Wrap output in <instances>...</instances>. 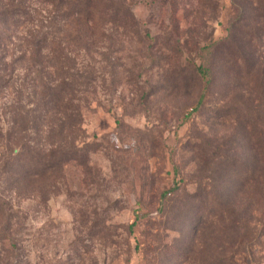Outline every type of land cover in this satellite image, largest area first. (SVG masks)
<instances>
[{
    "label": "rangeland",
    "instance_id": "obj_1",
    "mask_svg": "<svg viewBox=\"0 0 264 264\" xmlns=\"http://www.w3.org/2000/svg\"><path fill=\"white\" fill-rule=\"evenodd\" d=\"M20 1L0 0V264H264V5L89 0L64 21L24 0L31 49Z\"/></svg>",
    "mask_w": 264,
    "mask_h": 264
},
{
    "label": "trees",
    "instance_id": "obj_2",
    "mask_svg": "<svg viewBox=\"0 0 264 264\" xmlns=\"http://www.w3.org/2000/svg\"><path fill=\"white\" fill-rule=\"evenodd\" d=\"M41 3L49 7L50 12L54 13V16L57 18H61L64 21H68V9L71 13H76L77 15H81L83 17L88 16L90 12V1L89 0H39ZM259 5H264V0H258ZM17 8V9H16ZM12 9V10H11ZM17 12L23 18V23L26 22V25L24 28L26 30L24 38L22 40L24 41V44L29 46L31 49H36L40 43H43L46 38L43 41H40V39L37 40V31H35L36 28L42 27L41 25L33 24V21L35 19H32L33 14H31L30 9L28 6H26V2L23 0L22 4L21 1L19 2V6H13V3L11 4L10 8V16L12 13ZM54 21V20H53ZM52 21V22H53ZM47 25V29H49ZM35 52V51H33ZM32 52V54H33ZM241 54V52H240ZM33 57V56H32ZM197 72L201 77V80L204 82V90L205 87H207L210 83L208 70L205 68L198 67ZM48 89V88H47ZM49 90V89H48ZM58 95L56 98L49 100V103L52 102H60L62 104V107L65 108V111L68 110V99L65 98V96L68 95V82L62 81V87L60 88V91L58 92ZM202 96L198 100V105L202 103ZM76 117L74 115L71 116L72 121H77L75 119ZM68 120V118H67ZM56 155L51 154L48 155V162L44 163V171L51 170L56 165H60L59 161H66L68 159H78L82 158V154L76 151H72L71 149H67L65 151H61L58 153L57 162L56 160H52ZM55 165V166H54Z\"/></svg>",
    "mask_w": 264,
    "mask_h": 264
}]
</instances>
